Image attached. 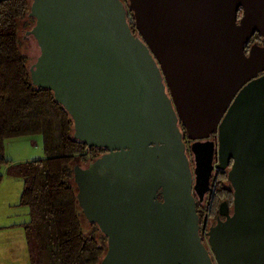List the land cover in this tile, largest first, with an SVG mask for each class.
<instances>
[{
    "label": "water",
    "instance_id": "95a60500",
    "mask_svg": "<svg viewBox=\"0 0 264 264\" xmlns=\"http://www.w3.org/2000/svg\"><path fill=\"white\" fill-rule=\"evenodd\" d=\"M128 1L32 0L28 33L40 49L33 84L53 92L76 140L105 150L74 174L105 260L264 264V47L246 53L264 39V0ZM180 122L191 141L216 134L219 167L233 162V214L208 247Z\"/></svg>",
    "mask_w": 264,
    "mask_h": 264
},
{
    "label": "trees",
    "instance_id": "16d2710c",
    "mask_svg": "<svg viewBox=\"0 0 264 264\" xmlns=\"http://www.w3.org/2000/svg\"><path fill=\"white\" fill-rule=\"evenodd\" d=\"M31 3L0 0V169L7 166L9 176L24 181L21 204L30 210L25 231L31 264H101L108 238L81 210L73 168L89 166L105 150L76 140L74 122L53 92L33 84L21 38L36 25ZM128 22L138 35L131 11ZM36 135L43 137L44 159L15 164L6 158V141ZM54 162L73 168L60 166L53 172ZM2 180L0 174V184Z\"/></svg>",
    "mask_w": 264,
    "mask_h": 264
},
{
    "label": "flooded vegetation",
    "instance_id": "af4514ba",
    "mask_svg": "<svg viewBox=\"0 0 264 264\" xmlns=\"http://www.w3.org/2000/svg\"><path fill=\"white\" fill-rule=\"evenodd\" d=\"M253 45L264 47V39L258 33L247 46V54H249ZM180 129L183 133L186 153L193 172V195L199 216L200 236L203 243L208 247V233L210 230L219 221H225L227 215L231 216L233 214L234 190L228 181V173L233 162L231 161L230 165L225 169L219 167L223 164L219 161L216 134L211 135L206 140L191 141L181 122ZM231 197L232 199H229ZM223 203L227 204V208L221 210Z\"/></svg>",
    "mask_w": 264,
    "mask_h": 264
},
{
    "label": "rangeland",
    "instance_id": "374dc122",
    "mask_svg": "<svg viewBox=\"0 0 264 264\" xmlns=\"http://www.w3.org/2000/svg\"><path fill=\"white\" fill-rule=\"evenodd\" d=\"M126 6H129L128 0H123ZM133 17H130V21H132ZM21 38L25 42L24 45V52L30 57L29 66H33L37 58L40 55V49L37 45L36 40L32 36H27L26 32L23 31L21 33ZM32 78V76H31ZM6 158L10 161H12L15 164L20 163H26L28 161H35L39 159L45 158V152H44V142L43 137L41 135H36L33 137H23L18 139H12L9 141H6ZM61 167L68 166L70 169L73 168V166L69 163H52L51 169L53 172L59 171ZM77 167L82 166H76L73 168L74 174L76 172ZM88 166H83L82 168H86ZM103 167V166H101ZM5 168L6 166L2 167L0 169V174H5ZM105 177H109L104 174V176H101L95 184L104 185L105 183ZM113 176L110 175L109 178H112ZM8 181L6 182L4 188L1 191L0 196V204H5V210L7 212V218L14 221V214L17 213L20 215V220L23 221L24 219H29V209L25 206H22L20 204L21 198H22V192L24 189V181L21 178H13V177H6ZM107 180V179H106ZM3 181V180H2ZM2 183V182H1ZM17 205V207H16ZM92 212V219L97 226V228L100 230V221L98 218V215L94 213L93 208L91 207ZM18 221V222H19ZM17 222V221H16ZM106 258V256H105ZM102 259L101 264H109L108 260Z\"/></svg>",
    "mask_w": 264,
    "mask_h": 264
},
{
    "label": "crops",
    "instance_id": "0c3cea01",
    "mask_svg": "<svg viewBox=\"0 0 264 264\" xmlns=\"http://www.w3.org/2000/svg\"><path fill=\"white\" fill-rule=\"evenodd\" d=\"M5 151H6V146H5ZM5 170H6L5 174H2L3 181L0 184V194L6 182L8 181V179H6V177L9 176L7 173L8 172L7 166ZM13 178H17V177H13ZM13 216H14V221L8 219L7 212L5 210V204H0V264H31L30 247L28 244L26 231H25V226L30 221V210L28 214L29 219H24L23 221H19L20 220L19 214L15 213Z\"/></svg>",
    "mask_w": 264,
    "mask_h": 264
}]
</instances>
